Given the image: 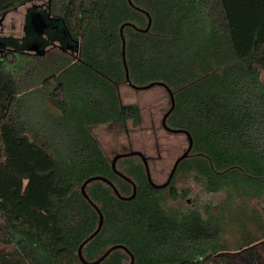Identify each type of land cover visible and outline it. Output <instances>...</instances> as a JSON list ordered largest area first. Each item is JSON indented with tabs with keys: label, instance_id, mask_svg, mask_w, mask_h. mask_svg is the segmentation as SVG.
<instances>
[{
	"label": "trees",
	"instance_id": "1",
	"mask_svg": "<svg viewBox=\"0 0 264 264\" xmlns=\"http://www.w3.org/2000/svg\"><path fill=\"white\" fill-rule=\"evenodd\" d=\"M28 1L0 0V19ZM132 2L49 0L43 15L60 35H43L41 21H30L33 7L17 38L25 42L34 30L46 42L0 46V243L14 246L0 252V264H83L78 248L100 222L84 181L102 175L132 194L92 130L143 119L140 104L120 95L128 83L122 26L130 81L166 83L175 97L167 123L193 137L175 175L195 173L207 191L228 196L204 213L166 206L168 186L179 196L175 175L156 188L136 156L122 157L117 168L136 183V196L123 200L102 180L87 185L104 223L83 247L84 258L123 244L135 264H261L254 245L264 234L237 245L222 234L225 203L264 197V0ZM56 40L53 59L45 47ZM130 261L116 249L99 264Z\"/></svg>",
	"mask_w": 264,
	"mask_h": 264
},
{
	"label": "rangeland",
	"instance_id": "2",
	"mask_svg": "<svg viewBox=\"0 0 264 264\" xmlns=\"http://www.w3.org/2000/svg\"><path fill=\"white\" fill-rule=\"evenodd\" d=\"M49 0H29L24 5L9 11L2 16L0 22V46L6 48H25L32 41H39L40 45L46 39L29 30V36L25 42L18 38L25 35L26 17L30 8L39 11L45 9ZM46 18L43 24V35L50 38L57 37L60 33L49 28ZM39 27V26H38ZM18 37V38H17ZM27 39V41H26ZM58 40L48 44L45 49L50 50V57L58 59ZM29 52L35 53L34 48ZM264 80V73L262 74ZM120 95L124 103H138L142 108V122L133 125L130 121L126 124L109 123L92 127L108 157H113L130 150H140L148 156L152 180L163 183L167 180L176 159L187 149L188 138L185 133H173L166 130L162 125V118L171 105L170 96L166 88L161 85L149 89H135L128 83H122L119 87ZM133 158V162L141 163L139 156ZM143 163V162H142ZM120 166V162L117 163ZM173 186L179 196H171L172 187H167L164 194L166 199L164 205L179 207L184 211L199 209L205 212L206 204H213L212 208L222 203L228 196L226 190L217 192L207 191L203 183L197 179L195 173L185 171L178 172L173 179ZM226 229L222 234V240L228 245H233L250 236H263V230L259 228V220L264 223V197L248 200L247 202L225 203ZM206 216V215H205ZM225 223V222H224ZM263 240V239H261ZM259 240L254 245L259 261L264 264V243ZM13 245L0 243V252L12 251Z\"/></svg>",
	"mask_w": 264,
	"mask_h": 264
},
{
	"label": "water",
	"instance_id": "3",
	"mask_svg": "<svg viewBox=\"0 0 264 264\" xmlns=\"http://www.w3.org/2000/svg\"><path fill=\"white\" fill-rule=\"evenodd\" d=\"M130 3H133L132 0H129ZM2 19V17H1ZM0 19V20H1ZM151 23H152V18L149 16V23H148V26L145 30H148L151 26ZM123 27L121 28V31H122V36H123V55H124V64H125V67H126V77H127V80H128V84L130 86H132L133 88L135 89H149L153 86H156V85H161V86H164L167 90V92L169 93V96H170V101H171V105L169 107V109L165 112L163 118H162V125L163 127L168 130V131H171L173 133H185L187 138H188V147L187 149L176 159V161L174 162L173 164V167L170 171V174L167 178V180L163 183H156L152 180V177H151V171H150V167H149V160H148V156L140 151V150H130V151H126V152H120L118 154H116L113 159L111 160L112 162V168L114 171L117 172V174H119L120 176H122L125 180H127L128 182H130L132 185H133V192L131 195H123L120 193L119 189L117 188L116 184H114V182H112L109 178L105 177V176H102V175H95V176H92L90 178H88L87 180L84 181V183L82 184V187H81V190H82V193L83 195L93 204V206H95V208L97 209L99 215H100V222H99V225L98 227L96 228V230L94 232H92L87 238H85L83 240V242L80 244L79 248H78V255L80 257V260L82 261L83 264H99L101 263L112 251L116 250V249H123L125 250L129 255H130V258H131V261H130V264H135V257L133 255V253L123 244H115V245H112L110 246L109 248H107L105 250V252L99 256L97 259L95 260H86L83 256V247L91 240L93 239L95 236H97L99 234V232L101 231L102 229V226H103V223H104V215L100 209V207L95 203L93 202V200L90 198V196L88 195L87 191H86V187L89 183L95 181V180H102L104 182H106L108 185H110L115 194L123 199V200H130L132 198H134L136 196V193H137V185L136 183L132 180L131 177H129L128 175H126L124 172L118 170L117 168V161L122 158V157H129V156H139L145 166V169H146V174H147V177H148V180L151 182V184L153 186H155L156 188H163V187H166L168 186L177 169H178V166L180 164V162L185 159L186 157L190 156L191 154V151L193 149V146H194V140H193V137L191 135V133L188 131V130H185V129H181V128H174V127H171L168 123H167V118L168 116L172 113V111L174 110L175 108V97H174V93L173 91L170 89V87L164 83V82H161V81H153V82H150L148 84H145V85H136L134 83H132L130 81V77H129V72H128V66H127V62H126V56H125V46H126V40H125V37L123 35Z\"/></svg>",
	"mask_w": 264,
	"mask_h": 264
},
{
	"label": "flooded vegetation",
	"instance_id": "4",
	"mask_svg": "<svg viewBox=\"0 0 264 264\" xmlns=\"http://www.w3.org/2000/svg\"><path fill=\"white\" fill-rule=\"evenodd\" d=\"M49 6H50V4H48L47 7L41 11L37 10L35 7V10L31 11L30 21L33 23V22H35V19L38 18L42 24H46L45 23L46 18L43 15V12H45V11L49 12V10H50ZM27 16H28V13H27ZM48 17L51 18L50 15H48ZM26 22H27V17H26ZM47 24H48V22H47Z\"/></svg>",
	"mask_w": 264,
	"mask_h": 264
}]
</instances>
